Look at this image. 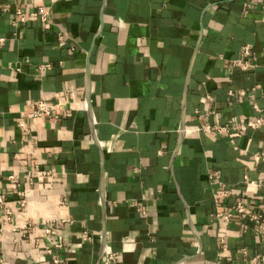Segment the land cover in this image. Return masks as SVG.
<instances>
[{"label": "crops", "instance_id": "0c3cea01", "mask_svg": "<svg viewBox=\"0 0 264 264\" xmlns=\"http://www.w3.org/2000/svg\"><path fill=\"white\" fill-rule=\"evenodd\" d=\"M263 13L264 0H0V264H105L103 240L113 264H264V126L215 127L264 113ZM244 43L250 69L233 65ZM40 98L66 110L27 115ZM48 219L64 237L51 253Z\"/></svg>", "mask_w": 264, "mask_h": 264}, {"label": "built area", "instance_id": "2783aa9c", "mask_svg": "<svg viewBox=\"0 0 264 264\" xmlns=\"http://www.w3.org/2000/svg\"><path fill=\"white\" fill-rule=\"evenodd\" d=\"M33 15H40L43 19H46L48 17V11L42 6L39 7L38 10L32 12ZM22 19H24V16H22ZM262 19L264 20V13L262 15ZM254 51L252 49L251 44L244 43L241 47L240 55L237 56L235 59H233V65L240 67L242 69H250L255 66V62L253 61ZM50 67V63H44L40 65V69L44 70L46 68ZM254 88V87H253ZM230 94H235V91L233 89H229ZM239 93L243 94L245 93V89H240ZM66 110V105L64 103L58 102L55 105L49 103L46 99L40 98L36 99L30 102L29 109L27 111V115L34 116V117H58L60 116V113ZM20 124L23 127H26L25 119L22 118L20 120ZM209 126V125H208ZM264 126V113H260L254 117H249L245 120H235L233 122H228L223 125H216V129L221 133H241L244 132L250 128H258ZM183 132H188L191 130L188 126L185 124V120L182 121V126L180 128ZM257 155L264 160V150H259L256 152ZM210 178L219 177L218 173H210ZM246 180H248V183H251L253 185H261V182H257L254 179H250L246 175ZM234 187L229 186L226 184H222V188L220 191V194L222 196H228L231 193H233ZM25 199L20 200V204L24 205ZM0 206L5 207L7 213L10 215L12 213L11 206L8 204L6 195L4 193H0ZM236 212L244 213L247 212L248 207L243 202V200L239 199L236 202ZM220 216L224 217L226 220H230L233 217L232 211H222L219 213ZM252 218L259 222L264 219V216L262 213L252 212L251 214ZM60 221H57L56 219H48L44 225V235L47 236L52 240V244L47 247L48 252H53L55 248H62L64 245V237L61 233H58L57 226ZM86 238H91L89 235L86 236ZM102 260L105 264H113L117 258V252L114 251L112 248H110L109 245L103 240L102 243ZM257 262L256 258H253L250 262V264H255Z\"/></svg>", "mask_w": 264, "mask_h": 264}]
</instances>
